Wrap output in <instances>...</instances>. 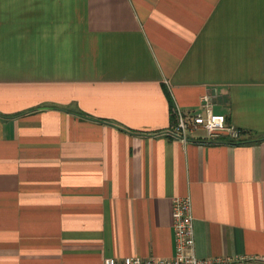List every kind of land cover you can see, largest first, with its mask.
<instances>
[{
    "label": "crops",
    "instance_id": "crops-1",
    "mask_svg": "<svg viewBox=\"0 0 264 264\" xmlns=\"http://www.w3.org/2000/svg\"><path fill=\"white\" fill-rule=\"evenodd\" d=\"M207 91L242 140L171 135ZM188 195L264 255V0H0V264L173 255Z\"/></svg>",
    "mask_w": 264,
    "mask_h": 264
},
{
    "label": "built area",
    "instance_id": "built-area-1",
    "mask_svg": "<svg viewBox=\"0 0 264 264\" xmlns=\"http://www.w3.org/2000/svg\"><path fill=\"white\" fill-rule=\"evenodd\" d=\"M215 95L207 91L201 99L200 108L184 109L174 104L177 121L173 124L171 135L188 141L192 133L202 128L205 139L214 140L225 137L240 141L242 131L228 123L226 115L215 113L212 109ZM173 226L175 231V252L173 255L107 257L104 264H264V255L235 254L199 257L195 251L194 214L191 197H176L173 201Z\"/></svg>",
    "mask_w": 264,
    "mask_h": 264
},
{
    "label": "trees",
    "instance_id": "trees-1",
    "mask_svg": "<svg viewBox=\"0 0 264 264\" xmlns=\"http://www.w3.org/2000/svg\"><path fill=\"white\" fill-rule=\"evenodd\" d=\"M242 140V139H241ZM258 140H262V139H258Z\"/></svg>",
    "mask_w": 264,
    "mask_h": 264
}]
</instances>
